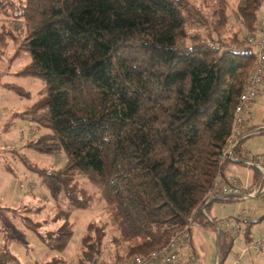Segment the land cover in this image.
<instances>
[{
  "label": "trees",
  "instance_id": "16d2710c",
  "mask_svg": "<svg viewBox=\"0 0 264 264\" xmlns=\"http://www.w3.org/2000/svg\"><path fill=\"white\" fill-rule=\"evenodd\" d=\"M234 1L230 16L255 36L264 0ZM229 9L227 0H0L1 21L19 27L2 24L0 57L11 44L13 59L29 57L17 75L44 82L23 113L44 131L30 145L65 159L58 169L30 167L55 206L63 197L72 210L88 208L79 179L101 194L113 225L138 241L113 261L207 225L208 192L229 162L223 150L254 64L246 37L225 36ZM93 232L82 240L86 261L103 253L104 230ZM71 234L66 219L46 237L62 250ZM226 235L221 255L233 242Z\"/></svg>",
  "mask_w": 264,
  "mask_h": 264
},
{
  "label": "rangeland",
  "instance_id": "374dc122",
  "mask_svg": "<svg viewBox=\"0 0 264 264\" xmlns=\"http://www.w3.org/2000/svg\"><path fill=\"white\" fill-rule=\"evenodd\" d=\"M227 1L230 6L227 14L230 17V22L225 29L227 31L225 36L233 35L234 31L238 32V36H241L242 39L247 38L249 34L238 28L240 25L230 16L235 1ZM1 20L2 16L0 15V34L4 31L3 23L9 27L14 25L19 29L15 24L5 23ZM231 24L233 25L231 26ZM11 47V44L7 46V50L0 57V72L3 71L0 78V264H127L129 260L122 261L118 258L113 261L112 256L118 253L117 255L122 258L125 257L130 247L138 241L129 239L128 235L121 233L113 225L101 194L86 184L85 180L79 179L78 186L80 188L84 186L87 195L89 194L88 208L81 211L72 210L73 208L63 197L56 201L55 206L49 192L42 185L41 176L31 169L30 164L38 168L58 169L62 167L65 159L61 154L42 153L30 145L44 131L34 122L25 119L23 113L24 110L33 107L41 98L44 82L38 78L17 75L19 69L28 63L29 57H26L25 54L13 59L14 52ZM13 87L19 88L24 94L18 95ZM257 145L256 142H251L250 150H257ZM241 174H245L244 171ZM78 186L75 187L78 188ZM253 202L255 204L253 209L264 208V203H260L263 202L262 199L257 198ZM237 204L225 203V206L222 205L220 209L216 204V216L218 218L226 216V208L235 207ZM245 206L243 209L246 211L252 210L248 204ZM26 207L31 210L41 208V211L38 213L27 212ZM229 208L231 210L229 216L234 218L239 209ZM56 211L60 216L66 215L67 224L72 233L62 250L55 248L54 242L46 237L48 231L58 230L66 220H60L58 215L56 216ZM258 216L260 215L257 212V218ZM25 218H29L31 224H36V227H30ZM263 225L264 223L253 225L254 230L251 232L263 231ZM102 229L105 233L101 247L103 253H100L96 258L91 256L90 261H86L83 253L88 257L89 253L87 248L82 245V240L84 238V241L92 242L96 236L93 230L101 234ZM205 229L210 236L211 232L214 233L212 227ZM190 230L193 234L197 230L200 231L198 225L194 224ZM88 238H92V240ZM202 259L201 257L200 264ZM206 263L211 264L212 260L207 258Z\"/></svg>",
  "mask_w": 264,
  "mask_h": 264
},
{
  "label": "crops",
  "instance_id": "0c3cea01",
  "mask_svg": "<svg viewBox=\"0 0 264 264\" xmlns=\"http://www.w3.org/2000/svg\"><path fill=\"white\" fill-rule=\"evenodd\" d=\"M258 18L260 29L264 24V3L260 8ZM2 74L3 71L0 72V78L2 77ZM246 129H250L248 131H252V134L241 141L240 147H238L235 152L234 161L228 162L225 170H223V175L219 177V180L221 179L224 183H229L231 182L230 179L236 177L237 186L241 191V195L239 197L226 196L209 199L204 206V217L206 218L205 222H207V225L194 223V225H198L200 231L197 230L196 233L193 234L190 230V248L182 250L179 255L182 264H200L201 257L203 258L201 264H208L206 263L207 258L212 260L211 264H236V261L238 260L240 261V264H264V252L254 254L249 246L231 242L227 254L221 255L218 250L220 233L222 232L224 235L227 234L220 227L221 223L226 220H236L237 218H240L239 223L246 230L247 241L258 237L264 231L263 225V231L257 232L258 230H256V232H251L254 230L253 225L264 223V208L258 207L257 210L252 208L253 205H255L253 202L254 199H262L263 202L260 203H264V184H262V180H264V170L258 171L253 167H247L245 165V160L248 159L247 153L253 155L264 154V94L258 97L252 105L248 114L245 131H247ZM254 137L258 139H252ZM251 142H256L258 144L256 148L257 150H250ZM243 171L245 174H241ZM225 203H238L235 207L239 209V211H237L238 213L234 218H232L233 216H229L231 211L229 207L235 208L234 206L226 208L227 215L223 216L224 218L221 216L218 218L216 216V204L218 205V209H220L222 205L225 206ZM246 204L249 205L248 207H251V211L249 209L248 211L243 209L246 207ZM257 212L260 215L258 218ZM207 227L214 228V233L211 232V236L207 233V229H205Z\"/></svg>",
  "mask_w": 264,
  "mask_h": 264
},
{
  "label": "built area",
  "instance_id": "2783aa9c",
  "mask_svg": "<svg viewBox=\"0 0 264 264\" xmlns=\"http://www.w3.org/2000/svg\"><path fill=\"white\" fill-rule=\"evenodd\" d=\"M247 45L254 54V64L234 109L231 135L224 147L222 161H234L235 152L240 147L241 141L252 134V131H245V126L252 105L258 97L264 94V24L255 36L247 37ZM247 156L248 159L245 160L247 167H253L258 171L264 170V154L247 153ZM220 180L218 178L208 192L209 199L226 196L239 197L241 195L236 177L230 179L231 182L229 183ZM239 220L240 218L226 220L221 223L220 227L229 234L235 244L249 246L254 254L264 252V231L258 237L247 241L246 230L241 226ZM190 241V229L186 228L171 237L160 250L144 257H134L127 264H182L179 257L180 252L190 248ZM236 264H240V261H236Z\"/></svg>",
  "mask_w": 264,
  "mask_h": 264
}]
</instances>
